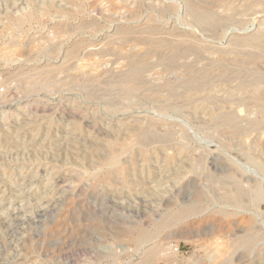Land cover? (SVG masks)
<instances>
[{"label": "rangeland", "instance_id": "obj_1", "mask_svg": "<svg viewBox=\"0 0 264 264\" xmlns=\"http://www.w3.org/2000/svg\"><path fill=\"white\" fill-rule=\"evenodd\" d=\"M261 31L264 0H0V264H264Z\"/></svg>", "mask_w": 264, "mask_h": 264}, {"label": "bare ground", "instance_id": "obj_2", "mask_svg": "<svg viewBox=\"0 0 264 264\" xmlns=\"http://www.w3.org/2000/svg\"><path fill=\"white\" fill-rule=\"evenodd\" d=\"M197 11H194V13L193 14H197L196 13ZM207 13V12H206ZM31 17V13H28V14H25V15H23V16H20V17H18V18H14V20H12V22H14L15 23V25L16 26H21V24H23V22L27 19V18H30ZM203 17H204V19H205V21H208L209 23H213V24H215L216 22V18L213 16V15H211V14H207V15H204V16H202V19H203ZM219 22H220V20H219ZM13 23V24H14ZM212 24V25H213ZM214 26V25H213ZM18 28V27H17ZM126 30H128V29H126ZM131 31V30H130ZM127 32H129V31H127ZM123 34H124V32H123ZM122 34V35H123ZM121 35V34H120ZM123 36H125V34L123 35ZM150 38V37H149ZM148 39V38H147ZM178 39V38H177ZM253 39L257 42V43H264V31H261V32H259L258 34H256L254 37H253ZM181 40V39H180ZM150 41V40H149ZM176 41V40H175ZM174 41V42H175ZM183 41V40H182ZM152 42V41H151ZM156 42V41H155ZM179 42H181V41H179ZM193 42V41H192ZM9 43H10V45H13V47L14 46H16V47H19V43L16 41V40H14L13 38L12 39H10V41H9ZM195 43V42H194ZM193 43V44H194ZM256 43V44H257ZM186 44V43H185ZM189 45H191V44H189ZM188 45V46H189ZM257 45H259V44H257ZM194 46H196V45H194ZM263 46V45H262ZM151 47H152V45H151ZM159 48V42L157 41V43H155V45L153 46V49H158ZM189 48H192L191 46H189ZM149 49H150V47H149ZM152 49V48H151ZM153 49L151 50L152 52H153ZM173 49H177V50H179L178 49V47H173ZM186 49V48H185ZM194 49V48H193ZM159 50V49H158ZM183 51V50H182ZM180 52V51H179ZM195 52V51H194ZM234 52V51H233ZM158 53V52H157ZM197 53V52H196ZM163 55V54H162ZM173 55V54H172ZM172 55H171V57L170 56H168V57H170V59H172L173 57H172ZM175 55V54H174ZM158 56H161V53L158 55ZM165 56V55H164ZM162 57V56H161ZM160 58V57H159ZM167 59V58H166ZM169 59V58H168ZM168 61V60H167ZM170 61V60H169ZM167 62V63H170V62ZM174 61V60H173ZM168 65V64H167ZM133 67V66H132ZM131 67V68H132ZM139 68V67H138ZM137 67L136 68H133L131 71H130V73L128 74V78L129 79H135V78H137L138 77V75H140L139 74V69L141 68H139L138 69ZM34 71V70H33ZM53 70H52V68H50V67H45V68H43V69H40V70H37V72L35 73V74H39V75H43V74H50L51 72H52ZM33 75V73L32 72H20V74L23 76V78H28L29 76H31V74ZM140 73H141V71H140ZM30 74V75H29ZM142 74V73H141ZM141 77V76H140ZM199 77V76H198ZM197 77V78H198ZM139 78V77H138ZM196 79V78H195ZM203 80H204V77H203V74L197 79V80H194V81H191V85H194V86H196L195 88L197 89V85H200L201 83H203ZM119 81V80H118ZM186 82H188V80L186 81ZM194 86H193V88H194ZM2 87V86H1ZM0 87V93H2L3 91H4V87L3 88H1ZM191 87V86H190ZM203 87V86H202ZM200 88H201V86H200ZM198 89H199V87H198ZM3 94V93H2ZM1 96V95H0ZM259 106V105H258ZM260 109V108H259ZM229 114V113H228ZM226 121V120H225ZM155 134V133H154ZM159 135V134H158ZM140 136L142 137V138H149L150 136H151V133H150V131H148V130H143V131H141V133H140ZM156 136V135H155ZM160 137V136H159ZM151 139V138H150ZM154 139V138H153ZM152 140V139H151ZM155 140V139H154ZM144 143V142H143ZM113 162H116V159L115 158H113ZM190 164V163H189ZM114 166H116V165H114ZM113 167V166H112ZM231 183V182H230ZM236 186H237V184H236ZM239 187V186H238ZM241 187V186H240ZM235 190V189H234ZM242 191H241V189H236L235 190V192L231 195V198L234 200V201H239L240 199H241V196H242ZM244 200H245V198H244ZM249 235V234H248Z\"/></svg>", "mask_w": 264, "mask_h": 264}]
</instances>
